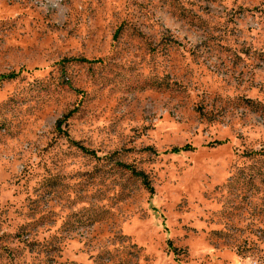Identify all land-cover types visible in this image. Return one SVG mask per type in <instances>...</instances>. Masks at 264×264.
<instances>
[{
	"label": "rangeland",
	"instance_id": "374dc122",
	"mask_svg": "<svg viewBox=\"0 0 264 264\" xmlns=\"http://www.w3.org/2000/svg\"><path fill=\"white\" fill-rule=\"evenodd\" d=\"M0 264H264V0H0Z\"/></svg>",
	"mask_w": 264,
	"mask_h": 264
},
{
	"label": "trees",
	"instance_id": "16d2710c",
	"mask_svg": "<svg viewBox=\"0 0 264 264\" xmlns=\"http://www.w3.org/2000/svg\"><path fill=\"white\" fill-rule=\"evenodd\" d=\"M186 148H187V147H184V148H182V149H174V150H172V152H175V153H177L178 151H181V150H186Z\"/></svg>",
	"mask_w": 264,
	"mask_h": 264
}]
</instances>
